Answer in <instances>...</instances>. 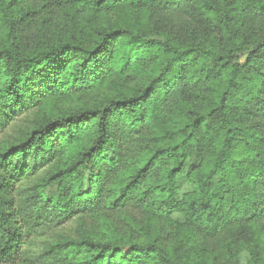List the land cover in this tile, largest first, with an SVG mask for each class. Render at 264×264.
<instances>
[{
  "label": "trees",
  "instance_id": "obj_1",
  "mask_svg": "<svg viewBox=\"0 0 264 264\" xmlns=\"http://www.w3.org/2000/svg\"><path fill=\"white\" fill-rule=\"evenodd\" d=\"M245 255L264 264V0H0V264Z\"/></svg>",
  "mask_w": 264,
  "mask_h": 264
},
{
  "label": "rangeland",
  "instance_id": "obj_2",
  "mask_svg": "<svg viewBox=\"0 0 264 264\" xmlns=\"http://www.w3.org/2000/svg\"><path fill=\"white\" fill-rule=\"evenodd\" d=\"M244 60H245V58L243 57V58H241L240 62L243 63ZM69 106H71V105H69ZM72 106H74V104H72ZM247 262H248V257L245 255V256H243V258L241 260V264H247Z\"/></svg>",
  "mask_w": 264,
  "mask_h": 264
}]
</instances>
